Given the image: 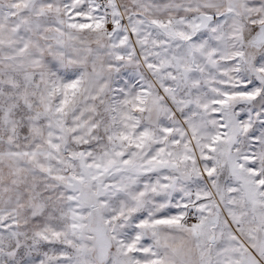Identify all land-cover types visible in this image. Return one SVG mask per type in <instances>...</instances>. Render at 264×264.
<instances>
[{"label":"snow or ice","instance_id":"snow-or-ice-1","mask_svg":"<svg viewBox=\"0 0 264 264\" xmlns=\"http://www.w3.org/2000/svg\"><path fill=\"white\" fill-rule=\"evenodd\" d=\"M0 264H264V0H0Z\"/></svg>","mask_w":264,"mask_h":264}]
</instances>
